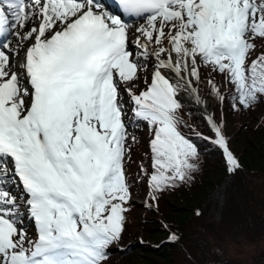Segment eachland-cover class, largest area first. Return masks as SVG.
Listing matches in <instances>:
<instances>
[{
	"label": "snow or ice",
	"instance_id": "snow-or-ice-1",
	"mask_svg": "<svg viewBox=\"0 0 264 264\" xmlns=\"http://www.w3.org/2000/svg\"><path fill=\"white\" fill-rule=\"evenodd\" d=\"M202 89L233 115L264 103V0H0V264H112L133 205L130 129L150 137L149 208L195 181L197 141L243 171Z\"/></svg>",
	"mask_w": 264,
	"mask_h": 264
},
{
	"label": "trees",
	"instance_id": "trees-1",
	"mask_svg": "<svg viewBox=\"0 0 264 264\" xmlns=\"http://www.w3.org/2000/svg\"><path fill=\"white\" fill-rule=\"evenodd\" d=\"M202 93L207 98L206 89H202ZM214 106L217 119L221 118V113L223 116L226 115V133L230 138L232 149L243 165V171L235 176L230 175L224 170L220 151L203 141H197L203 154L200 157L201 168L195 181L163 193L158 208L139 206L138 211L142 212L143 216L140 226L144 229L139 233L133 232L139 223L137 224L131 217L136 209L132 206L127 239L121 246L122 251L112 255L111 262L144 264L139 259V256H143L148 264L223 263V257L215 249L216 242L225 240L239 242L241 239L257 241L262 238L264 234V103L258 104L253 112L243 115L227 112V105L219 107L215 103ZM184 114L188 116L187 118L185 115L189 124L199 123L191 112ZM205 133L208 135L207 132ZM133 148L135 150V145ZM133 168L132 164L127 168L130 183L137 190V196L151 203L144 182L138 176L136 177L138 182L136 179L132 181V177L135 178L133 175L138 174V168ZM229 177L232 180L228 183L226 180ZM223 183H228L227 199L225 207L221 210L217 204L214 205L211 193ZM197 211L200 215L196 214ZM216 211L222 215L220 221L215 219ZM165 226L181 236L179 245L172 246L167 242L168 232ZM155 229H158L164 237L157 238L158 243L152 244L145 237V233H149V237L154 238L151 234L155 233ZM116 254H119L118 258Z\"/></svg>",
	"mask_w": 264,
	"mask_h": 264
},
{
	"label": "rangeland",
	"instance_id": "rangeland-1",
	"mask_svg": "<svg viewBox=\"0 0 264 264\" xmlns=\"http://www.w3.org/2000/svg\"><path fill=\"white\" fill-rule=\"evenodd\" d=\"M206 100L209 104L210 112H214V107H215L214 101L210 100V99H206ZM184 112H191V114L196 116V117H199L201 115V112L198 110L197 106L194 103H192L191 101H189L188 108ZM185 115L186 114L183 113L184 119L188 122V119H187L188 116L186 115V117H187L186 118ZM222 116H223V113H221L220 117H222ZM247 123H249V122H247ZM130 131L134 132L137 135L138 139H140V141H141V143L139 145H135V150L133 152L134 156L132 158V162L130 163V164H132V166L134 168L137 169V165L140 162V158L147 151L145 142L150 137H149V133H148L147 128L144 126H140L138 128H135V129H130ZM205 135H207V134L205 133ZM128 174H129V172H128ZM133 176H135V178L132 177V181H134L136 179L138 174H134ZM231 180L232 179H230V177H229L228 180H226V182L229 183V182H231ZM136 181L138 182V179H136ZM257 182H259V181H257ZM227 184L223 183L219 188H217L216 190H214L211 193V198L214 202V205L216 206V204H217L221 210L225 207V203H226V199H227ZM132 192H133L132 199H133V203H134L132 206L136 207V209L131 214V217L133 218V220L137 224L139 223L138 227L135 226V228L133 229V232L139 233L140 230L144 231V229L140 226V224H141L140 222L142 221L143 216H142V212L140 213L138 211L139 210L138 207L142 206L141 204L144 205L143 207H147L146 205H148L150 203L147 200H145L144 198L137 196V190L134 187H132ZM220 199H221V201H220ZM219 201L222 203H220ZM216 212L214 214L216 217L215 219H216V221H220L222 215H220L219 212H217V213ZM129 218H130V215H129ZM154 227H152V228H154ZM155 230H156L155 233L151 234L154 236V238H150L149 237L150 234L147 232H146L147 233L146 234L144 232L145 237L150 242H152V244H155V243L157 244L159 239L164 237L163 235H161L158 232V229H155ZM29 231H31V229H29ZM157 238H159V239H157ZM231 241H234V240H225V241H220V242L215 243L216 244L215 249H216L217 253H219V255L222 256L224 259L223 264H261V263L264 264V234H263L262 238L260 240H257V241H248L247 239H241L239 242L238 241L231 242ZM121 251H118V252H121ZM118 257H119V254L116 256V258H118ZM139 259L144 264H148L147 259L145 257L139 256ZM117 262L118 261H113L112 263L118 264L119 262L118 263Z\"/></svg>",
	"mask_w": 264,
	"mask_h": 264
},
{
	"label": "bare ground",
	"instance_id": "bare-ground-1",
	"mask_svg": "<svg viewBox=\"0 0 264 264\" xmlns=\"http://www.w3.org/2000/svg\"><path fill=\"white\" fill-rule=\"evenodd\" d=\"M207 106H208V110H209V104H208V102H207ZM210 111V110H209Z\"/></svg>",
	"mask_w": 264,
	"mask_h": 264
},
{
	"label": "water",
	"instance_id": "water-1",
	"mask_svg": "<svg viewBox=\"0 0 264 264\" xmlns=\"http://www.w3.org/2000/svg\"><path fill=\"white\" fill-rule=\"evenodd\" d=\"M214 264H223V263L218 262V263H214Z\"/></svg>",
	"mask_w": 264,
	"mask_h": 264
},
{
	"label": "built area",
	"instance_id": "built-area-1",
	"mask_svg": "<svg viewBox=\"0 0 264 264\" xmlns=\"http://www.w3.org/2000/svg\"><path fill=\"white\" fill-rule=\"evenodd\" d=\"M220 201H221V199H220ZM220 201H219V202H220ZM220 203H222V202H220Z\"/></svg>",
	"mask_w": 264,
	"mask_h": 264
}]
</instances>
